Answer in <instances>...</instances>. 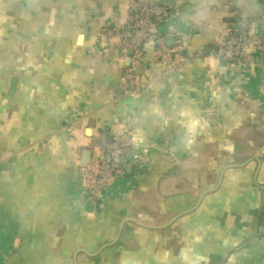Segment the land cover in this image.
Here are the masks:
<instances>
[{"label": "crops", "instance_id": "1", "mask_svg": "<svg viewBox=\"0 0 264 264\" xmlns=\"http://www.w3.org/2000/svg\"><path fill=\"white\" fill-rule=\"evenodd\" d=\"M141 1L172 4L173 16L164 25L166 30L171 29L174 44L207 46L224 34L229 22L237 21L254 22L255 33L264 42V0ZM131 2L0 0V264H17L18 255L19 264L42 263L46 258L41 256L40 246L47 244H53L54 260L62 261L61 254L55 253L60 245L54 246L62 239L47 232L40 235L37 224L36 216L48 226L60 220L61 212L59 185L45 176L41 166H72V171L64 177L59 175L58 180L63 178L68 205L77 207V202L86 201L80 169L73 157L80 144L86 147L81 161H89L90 143H101L103 137L111 138L123 126L132 124L137 147L131 154L128 185L112 194L100 221L116 231L126 217L146 222L141 218L142 209L156 208L150 204L157 193L163 198L182 194L172 201L175 204L181 200L183 204L172 209L169 219L184 207L181 212L191 210L186 208L188 199L204 192V171L217 148L228 149L234 143L237 148H252L248 144L258 141L252 135L256 133L255 124L261 125L264 133V115H260L264 107V50L252 52L241 66L191 60L181 72L167 76L155 57V44H147L140 76L158 82L136 98L118 99L113 105L115 96L127 88L129 62L117 42L104 39V32L126 25ZM15 78L17 86L11 91ZM229 133L246 134L239 140L227 136ZM209 150L213 156H206ZM203 157H208L207 165ZM254 158L244 167L258 171L259 162L251 164ZM259 161L262 165L264 158ZM179 171L176 179L162 181L159 186L161 177ZM229 171L223 186H241L235 179H227L229 175H241ZM258 176L253 174L254 186L262 189L264 173ZM250 181L252 186V178ZM44 189L48 193L40 195ZM250 190L234 189L237 197H245L243 207L232 209L224 204L217 210L215 217L223 220L214 223L217 240H228L233 248L248 241L222 264H264V197L261 204L252 206ZM225 194L224 203L230 201V192ZM42 197H48V201ZM46 203L53 206L47 212ZM238 214L246 218V223L238 222L241 217L235 221ZM226 215L234 222L225 223ZM86 217L93 219L88 214ZM138 227L129 223L124 233ZM170 228L177 232V223ZM24 241L32 245L23 256ZM220 261L217 258L218 264Z\"/></svg>", "mask_w": 264, "mask_h": 264}, {"label": "built area", "instance_id": "2", "mask_svg": "<svg viewBox=\"0 0 264 264\" xmlns=\"http://www.w3.org/2000/svg\"><path fill=\"white\" fill-rule=\"evenodd\" d=\"M172 8L169 3L152 4L132 0L126 25L104 32V39L117 42L118 48L122 49L129 62L125 72L127 88L125 92L115 96L116 99L111 102L113 105L118 103V99L136 98L150 84L158 82L156 78H143L139 74L147 44H155V57L164 67L167 76L178 74L183 65L191 60H200L205 64L218 62L227 66H241L252 52L264 50V42L256 35L252 21L229 22L224 34L216 37L207 46L186 47L174 44L169 47L171 29L166 30L164 24L171 20ZM130 51L133 56H129ZM130 126H123L111 138L103 137L101 143L97 140L90 143L92 158L87 164L81 161L85 146L80 144L73 151V157L80 169L81 187L88 198L89 216L92 218L105 210L112 194L121 192L122 187L128 185L126 181L131 166V154L137 147L132 134L133 127Z\"/></svg>", "mask_w": 264, "mask_h": 264}, {"label": "trees", "instance_id": "3", "mask_svg": "<svg viewBox=\"0 0 264 264\" xmlns=\"http://www.w3.org/2000/svg\"><path fill=\"white\" fill-rule=\"evenodd\" d=\"M140 73L142 74V71H139V74ZM41 167L44 169L43 172L45 176L52 182H55L56 186L59 185V188L61 190L60 191L61 205H59L61 207V212L59 213L60 220L56 219V223H52V225L48 224V226H45L46 224L43 218L36 216L37 224L39 225V228L41 231V233L40 231L39 233L40 235H42L46 231L48 234L50 232H55L53 236L56 237L57 240L62 239L61 246L64 247V251L61 255L62 261L59 262V261H55L54 258L52 257L53 244H47L45 246H40L41 256H44L46 259L42 261V263H39V264H43V263L45 264H73L72 257H73L74 251L78 249L79 247L90 246L91 243H88V242H92V240H89V239H91V237L98 236L96 230L99 231L103 229L104 224L101 225L100 221L104 219L102 216L105 210L99 213L96 218L89 220L86 217L87 214L89 215L87 196L85 197L86 201L77 202V207L75 208H72L68 205V203L66 202L67 193L65 191V186L64 184H61V181L63 178H61L60 181L58 180V178H59V175H62L64 177L65 174L71 172L72 166H69V165L65 166L64 164H57V165L47 164V165H42ZM210 168H211V171H214V169L216 168V172H217V166L213 167V165H211ZM218 169L221 172L222 168H218ZM239 170L240 169H233L229 171V173L239 171ZM215 182H217V180H215ZM47 193L48 191H45L44 189L43 193H41L40 195H43V194L46 195ZM42 199L45 201H48V197L47 198L42 197ZM85 204H86L87 214L85 212ZM52 207H53L52 205L46 203V208H45L46 212L50 208L52 209ZM156 211H157V215H163V213L159 212L158 210ZM152 212L154 211L150 209H142L141 218H144L143 220H145L147 223H150V224H161V223H155L157 222V220L151 217ZM164 216H160V218H164ZM38 225H37V228H38ZM179 231H182V226L179 228ZM76 233H80V235H77ZM116 233H117V229L116 231L115 230L112 231V236L110 237L100 238L99 240L95 239L96 244L98 245L92 246L88 250L94 252L93 250H95L99 245L103 243H107L105 240L110 242V239H112L113 236L116 235ZM81 238L83 240H81ZM124 239L128 241V245L124 244L125 242ZM121 242L123 243V245L129 246V248H132L133 250H126L125 256H122L121 254H114L113 257L108 258V259L104 258V253H105L104 252L100 257H98V261L96 263L94 261L91 263L92 259L87 258L85 254H81L79 256V264H94V263L95 264H168L166 262L167 259L164 261H161V260L155 261L154 258L152 257L150 248L153 249L154 244L156 243V246H158V249L155 252L153 251V255L156 256L155 254L160 251V244H162L164 248L162 249L161 252L157 254V256L158 255L161 256L163 252H165L167 249H168L167 253L168 251H170L174 243V240L172 239L173 243H170L168 238L166 237V234H165V237L160 238L156 236L155 231L152 232V231L138 228L134 232L124 233L120 242L117 245H119ZM31 245L32 243L30 241H24L23 246H22L23 256L26 255L27 252H29ZM136 247H140V249L138 250ZM177 250L178 248H175L173 245V248H172L173 258H171L172 264H187L185 260L183 259L184 258L183 251L181 255L176 258ZM134 252H137V253H134ZM16 259L18 260H15V262L19 264L21 262V255L16 256Z\"/></svg>", "mask_w": 264, "mask_h": 264}, {"label": "flooded vegetation", "instance_id": "4", "mask_svg": "<svg viewBox=\"0 0 264 264\" xmlns=\"http://www.w3.org/2000/svg\"><path fill=\"white\" fill-rule=\"evenodd\" d=\"M260 115L261 116L264 115V107L262 108V110L260 112ZM260 128H261V125H258V127H257L256 124H255V131H256V133L255 134H252V135L254 137H257V134H258L260 136V140L262 141V143L259 142V144L264 146V133H262V131L260 130ZM262 128H264V127H262ZM241 148L242 147H240V146H238V148H237V144L235 145V143L233 144L232 147H230L228 149H218L217 148V151L219 152L217 154V161H218V163H217L215 157L213 158V160L210 159V161L213 163L212 164L213 167H216L218 165L219 168H221V163H222V161L227 156H229L230 158H233L234 157L235 160L242 159V158H244L246 156L248 158V150L241 149ZM230 152H233V155H231ZM256 154H257V157H255V158L260 159L261 161H263V158H264V150H262V152H259V153H256ZM253 158L254 157L250 156V158L248 160L245 159V161L242 162V163H238V162H236V163L237 164H243V163H246V162L250 161ZM207 159H206V162L203 159L206 165H207ZM203 160H202V166L204 165L203 164ZM255 163H256L255 160H252L251 161V164L253 166H255ZM263 164H262L261 170L259 172V176H258L259 178L264 173ZM227 166H228V164H227ZM225 167H226V165H224L222 168L224 169ZM191 169H193V168H191ZM239 169L240 170H244V172L242 173V175H241L240 178H236V177H233V176L229 175L227 177V179H235V183H238L241 186L243 184H246V186H251L250 185V182H251L250 179L252 178V184L253 185L251 187L252 190H250V198L252 200L251 205L253 206L255 204L256 205L257 204H261L262 199L264 197V184H260V182L258 181L259 184H260V186L262 187V189H258V188H255L254 181H253V174H255V172H257L256 171L257 169L256 170H252V171L249 170V169H247L246 167L239 168ZM178 173H180V171L177 172V173H175V175L174 174H171L172 176H174L173 179H176L177 178ZM204 174L206 175V172ZM167 179H170L171 180V178H169L168 175L167 176H163V177H161L159 179L158 183L161 180L164 182ZM185 182H187V181H185ZM223 182H224V180H223ZM209 183H211V181H209ZM177 186L178 185H176L174 187H177ZM230 186H233L235 189H236V187L241 188L239 185L227 184L226 185V188L223 189L224 186H223V183H222V185H221L222 190H220L221 189V187H220V189H219L220 191L219 192L217 191L218 193L215 192V193H213L214 195L213 194H210V195H213V196H217L216 197V204L215 205H208L207 206L206 199L210 196V195H207L205 197V199L203 200V202L201 203V205L199 206V208L197 210H195L193 213H191V214L188 215L190 218H187V223H186L185 228H184V233L181 232L180 234H178L180 236L181 235L182 236H187L190 233V236L181 243V246L183 247V253H184V258L183 259L185 260V262L187 264H217V258L222 259V261H220V264H222V262H224V261L227 263L229 261L230 255L233 254V253L236 254L237 251H239V250H236L234 252V250L235 249H238L240 246H237V248L236 247L233 248L232 245L228 244V240H224L223 242L217 240V226L214 224L215 221L216 222L219 221L220 223L223 222V220H221L220 218H217L215 216L218 215L217 214L218 208L221 205H224L225 204L224 203V199H225L226 196H228L227 194H225V192H228V194H229V192H230L229 187ZM246 188L247 189H251V188H248V187H246ZM241 189H243V188H241ZM167 191H171L172 192L174 190L173 189H169V190L167 189ZM181 196H182V194H177L174 197L171 196V197L163 198L162 196H160L157 193V195L155 196V199L157 200V202H159V205H158V207H157L156 210H158L159 212L165 214L169 209H171V207H172V204H171L172 201L173 200H176L178 198H181ZM200 196H201L200 194L193 195L191 198L188 199L187 205L188 204L189 205H192V208L191 209L195 208L196 205H197V203H198V201H199V199H200ZM244 205H245V197H244V200H242L241 207H243ZM152 210H155V208H152ZM193 214H196V215L195 216H192ZM238 218H240V216H237L236 219H235V221H238L237 220ZM241 221H244L246 223L247 220H246V218L244 216H242L238 222H241ZM224 222L228 224V223L234 222V220L232 219V217L226 215V219H225ZM51 223H56V221H53ZM162 224H164V223H162ZM154 225H157V224H154ZM157 226H160V225H157ZM103 228L106 230V234H104V235H106L108 237L112 236V233L109 235V232H108V229L109 228L108 227H105L104 226ZM100 231L102 232L103 229H101ZM148 231H150V230H148ZM163 231H165V230H163ZM111 232H112V230H111ZM156 232H158V231H156ZM54 234H55V232H50L49 233V235H51V236H53ZM211 235H214V236H211ZM248 235H249V232L247 233V236ZM115 237H116V235H115ZM114 238H112V241L114 240ZM167 238H168V240H169L170 243H173L171 236H168ZM93 239L94 238L91 237V239H89V240H93ZM224 244H228V245H224ZM244 247L245 246H243L242 249ZM79 248H85V247H79ZM167 250L165 252H163V254L161 256H159L158 258H156L155 261L165 258V260L167 259L166 262L168 264H172V259L170 258V254L172 253V248L170 249V251H168V253H167ZM134 253H137V252H134ZM73 257H74V253H73ZM78 262H79V257H78Z\"/></svg>", "mask_w": 264, "mask_h": 264}, {"label": "rangeland", "instance_id": "5", "mask_svg": "<svg viewBox=\"0 0 264 264\" xmlns=\"http://www.w3.org/2000/svg\"><path fill=\"white\" fill-rule=\"evenodd\" d=\"M246 133H229V134H227V136H229V137H231V138H239V140H244V135H245ZM254 140H258V141H254V143H253V145H251V144H248V145H250L252 148H247L246 146H242L244 149H246V150H248V158H247V156L246 157H244V158H242V159H237V160H235L234 159V157L233 158H230L229 156H227L223 161H222V163H221V168L224 166V165H227V164H229V163H235V162H238V163H242V162H244L245 161V159L246 160H248L249 158H250V156H253V154H256V153H259V152H262V150H264V146L263 145H260L259 144V142L260 143H262V141L260 140V136L257 134V137H254ZM240 146V145H239ZM212 153V151H208L207 153H206V156L207 155H210V156H213V154H211ZM219 152L218 151H216L215 152V154L216 155H214L215 156V158H216V161H217V154H218ZM231 153V155H233V152H230ZM208 157H203V159H207ZM217 163H218V161H217ZM213 163H211L210 165H208V166H206L207 168H206V170H205V172H206V175H205V182H204V185H203V187H202V189H201V192L202 191H205V190H208V189H211V188H213V187H215V185L217 184V182H218V178L220 177V171H219V167H218V165H217V172H216V168L214 169V171H211V168H210V166L212 165ZM223 169V168H222ZM222 171V170H221ZM204 172V173H205ZM244 172V170H239V171H235V172H233V174H235V173H238V174H240V175H242V173ZM226 174H228V172L226 173ZM215 180H217V182H215ZM209 181H211V183H209ZM215 182V183H214ZM214 183V184H213ZM213 184V185H212ZM241 187V186H240ZM246 187H248V188H251L252 186H244V185H242V187L241 188H246ZM226 188V185L224 186V188L223 189H225ZM234 187L233 186H230L229 187V190H230V201H227L226 203H225V205L228 207V208H232V209H238L239 208V206L240 205H242V200H244V197H237V195H236V193H234ZM199 194V193H198ZM232 196V197H231ZM216 197L217 196H210V197H208L207 199H206V201H207V206L208 205H215L216 204ZM158 204H159V202H157V200L156 199H153V200H151V204L150 205H153V206H156V208H155V210H152V208L153 207H150V208H148V209H150V210H152V211H154V212H152V214H151V217L152 218H154L155 220H157V222H155V223H161V224H157V225H164V224H166V223H168V222H170V220L172 219H169V217H171L173 214H172V209L174 208V207H176L177 206V208L180 206V205H182L183 203H182V201L181 200H179V202H176L175 204H172V207H171V209H169L165 214H163V215H157V211H156V209H157V207H158ZM149 205V206H150ZM192 207V205H188V207H186L187 209H189V208H191ZM143 209H147V208H143ZM242 210L244 209V208H241ZM183 210H185V207L183 208ZM182 209L180 210V212L181 211H183ZM179 212V213H180ZM244 214H245V212H243ZM255 214V213H254ZM165 215V216H164ZM196 214H193L192 216H195ZM160 216H164V218H160ZM237 216H240V217H242V215L241 214H238ZM174 218V217H173ZM187 218H190L188 215L187 216H185V217H183V218H181L179 221H177V228H178V231L177 232H175L173 229H171V228H168L167 230H165V231H158V232H156V236L157 237H165V234H166V237H168V236H171V238L174 240V243H173V245H174V247L175 248H178V250L176 251V258L178 257V256H180L181 255V253H182V251H183V247L181 246V243L185 240V239H187L189 236H190V233L187 235V236H180V235H178V234H180L181 232H183L184 233V229H182V231H179V228L181 227V226H183L184 228H185V225H186V223H187ZM162 223H164V224H162ZM176 224V223H175ZM152 225H154V224H152ZM139 229H143V228H140V227H138ZM137 228V229H138ZM136 229V230H137ZM146 230V229H145ZM135 231V230H134ZM134 231H131V232H134ZM96 232H97V235L98 236H95V237H93L94 238V241L92 240V242H88V243H91V245L90 246H86V247H88V248H86V249H90L92 246H97L98 244H96V241H95V239H97V240H99L100 238H106V237H108V236H106V235H104V234H106V230L103 228V231L101 232L100 230L98 231V230H96ZM108 232H109V235L112 233L111 232V230H109L108 229ZM153 232V231H152ZM77 235H80V233H76ZM133 234V233H132ZM115 236H113V238H114ZM81 240H83L82 238H81ZM107 243H109V241H107V240H105ZM112 241V239L110 240V242ZM124 244H127L128 245V241L127 240H125L124 239ZM161 241H162V239H161ZM120 242V241H119ZM104 244H106V243H103V244H101V245H99L95 250H93L94 252H92V253H95V252H97L99 249H100V247L102 246V245H104ZM57 245H60V248H57L56 249V251H55V253L56 254H61L62 255V253H63V251H64V247L63 246H61V241H59V242H57V243H55L54 244V246H56L57 247ZM173 245H172V248H173ZM138 250L140 249V247H136ZM164 248V246L162 245V244H160V251L159 252H161L162 251V249ZM151 249V254H152V257L154 258V260L156 259V258H158L159 257V255L157 256V254L159 253H156L155 255L156 256H153V251L155 252L157 249H158V246H156V243L154 244V247H153V249L152 248H150ZM108 250V251H107ZM107 250H105L103 253H104V258L105 259H108V258H111V257H113L114 256V254H121L122 256H125V253H126V250H133L132 248H129V246H126V245H123V243L121 242L119 245H117L116 247H113V248H110V249H107ZM58 251V252H57ZM102 253V254H103ZM170 258H173V252L170 254ZM93 260H95L94 262L96 263L97 261H98V258H95V259H93ZM100 260V259H99ZM161 261H164L165 260V258L164 259H160ZM93 261H91V263H92ZM94 263V264H95ZM218 264V263H217Z\"/></svg>", "mask_w": 264, "mask_h": 264}, {"label": "water", "instance_id": "6", "mask_svg": "<svg viewBox=\"0 0 264 264\" xmlns=\"http://www.w3.org/2000/svg\"><path fill=\"white\" fill-rule=\"evenodd\" d=\"M168 45H169V47H172L174 45V37L173 36H169L168 37ZM129 56H133V52L130 51L129 52ZM16 86H17V79L15 78L13 80V84L11 86V91H15ZM87 156L90 157L89 159H91L92 158V153L88 152ZM86 160H88V159H86ZM254 160L258 161L259 164H260V166L258 168V171L256 172V177H257L259 175V172L261 170L262 165H261V162L259 161V159L254 158ZM82 162L84 164H87V163L90 162V160L89 161H85V162L82 161ZM245 165L246 164L244 163V164H230V165L226 166L221 171V174H220L219 181H218L217 185L214 188L208 189V190H206V191H204L202 193V195L200 196V199H199V201H198V203H197L195 208H193L191 210H188V211H184V212L179 213L170 222H168V223H166L164 225L157 226V225L148 224V223H146V222H144V221H142V220H140L138 218H135V217H126V218H124L121 221L120 225L117 227V234H116V237L114 238V240L112 242H109V243H107L105 245H102L100 247V249L97 252H95V253H92L91 251H89L86 248L77 249L74 252V257H73L74 264H79L78 257H79L80 254H85V255L89 256L90 258H98V257H100L102 255V253L105 250L113 248L114 246H116L119 243V241L121 240V237H122V235L124 233L126 225L129 224V223H134L137 226H139L140 228H143V229H146V230H150V231H163V230L168 229L169 227H172L181 218H183V217L193 213L195 210H197L207 195L213 194V193L217 192L220 189V187H221V185L223 183V180H224V176H225L227 171H229L231 169L243 168ZM191 170H193V169H187L184 172H189ZM181 172H183V170ZM168 177L169 178H173L174 176H168ZM161 181L159 182V186L161 184ZM159 192H160V188H159ZM247 244H248V241L244 242L243 245L240 246L238 249H235L234 252L236 250H240L243 246H245Z\"/></svg>", "mask_w": 264, "mask_h": 264}]
</instances>
